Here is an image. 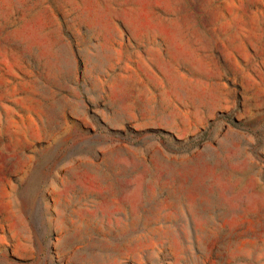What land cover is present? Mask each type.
<instances>
[{"label":"rangeland","instance_id":"1","mask_svg":"<svg viewBox=\"0 0 264 264\" xmlns=\"http://www.w3.org/2000/svg\"><path fill=\"white\" fill-rule=\"evenodd\" d=\"M0 264H264V0H0Z\"/></svg>","mask_w":264,"mask_h":264}]
</instances>
